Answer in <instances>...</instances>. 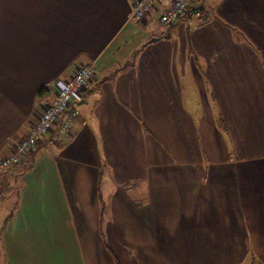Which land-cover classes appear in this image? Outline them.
<instances>
[{
    "label": "crops",
    "instance_id": "obj_1",
    "mask_svg": "<svg viewBox=\"0 0 264 264\" xmlns=\"http://www.w3.org/2000/svg\"><path fill=\"white\" fill-rule=\"evenodd\" d=\"M169 2L0 0V157L95 66L70 133L0 171V264H264V0Z\"/></svg>",
    "mask_w": 264,
    "mask_h": 264
},
{
    "label": "built area",
    "instance_id": "obj_2",
    "mask_svg": "<svg viewBox=\"0 0 264 264\" xmlns=\"http://www.w3.org/2000/svg\"><path fill=\"white\" fill-rule=\"evenodd\" d=\"M156 1L158 0H130L129 21L133 23L141 21L150 12ZM194 1L170 0L167 7L158 16L159 23L162 25L173 24L186 15ZM94 75V63L86 62L80 64L66 79L56 81L54 100L43 109L37 121L20 137L13 152L0 157V171L22 163L41 141L49 139L48 134L55 125H57L58 133L64 135L70 133L72 123L78 116L76 104L82 100L84 92L88 89V83Z\"/></svg>",
    "mask_w": 264,
    "mask_h": 264
},
{
    "label": "trees",
    "instance_id": "obj_3",
    "mask_svg": "<svg viewBox=\"0 0 264 264\" xmlns=\"http://www.w3.org/2000/svg\"><path fill=\"white\" fill-rule=\"evenodd\" d=\"M199 21L204 23L207 21V17L203 16L202 14L199 15ZM115 264H120L118 259H115Z\"/></svg>",
    "mask_w": 264,
    "mask_h": 264
}]
</instances>
